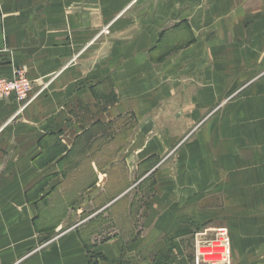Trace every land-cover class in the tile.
I'll list each match as a JSON object with an SVG mask.
<instances>
[{
    "label": "crops",
    "instance_id": "crops-1",
    "mask_svg": "<svg viewBox=\"0 0 264 264\" xmlns=\"http://www.w3.org/2000/svg\"><path fill=\"white\" fill-rule=\"evenodd\" d=\"M18 69L0 264H192L206 224L264 264V0H0V78ZM141 195L139 233L97 235Z\"/></svg>",
    "mask_w": 264,
    "mask_h": 264
},
{
    "label": "built area",
    "instance_id": "built-area-1",
    "mask_svg": "<svg viewBox=\"0 0 264 264\" xmlns=\"http://www.w3.org/2000/svg\"><path fill=\"white\" fill-rule=\"evenodd\" d=\"M31 82L25 71L18 69L12 78H0V99L15 97L26 102ZM192 264H232L231 240L225 227L201 228L193 235Z\"/></svg>",
    "mask_w": 264,
    "mask_h": 264
},
{
    "label": "rangeland",
    "instance_id": "rangeland-1",
    "mask_svg": "<svg viewBox=\"0 0 264 264\" xmlns=\"http://www.w3.org/2000/svg\"><path fill=\"white\" fill-rule=\"evenodd\" d=\"M108 139H110L109 141H107ZM114 140L111 139L110 134H108L106 136V144L105 147H109L108 145L111 144L110 142ZM109 143V144H108ZM96 146V144H94ZM92 145V146H94ZM90 146V157L91 159L97 158V154L99 155V151H96V147H92ZM105 148V149H106ZM109 149V148H108ZM107 151V158L110 156H113V151ZM112 186L115 187L119 184L116 183L113 179L111 182ZM147 184V183H146ZM141 186L145 191L147 190L148 186L147 185ZM143 199L144 196L141 195L140 198L138 197L137 200H135L134 203V208L132 209V211H128L127 210V203L125 202L124 204H122L121 206L115 208V211H111L110 213H107L104 216H100L97 215L93 221L95 222L96 225L95 228L97 227L99 229V231L97 232V235L100 236V238L103 237H111L112 235H116V234H121L125 239L126 238H132L136 235V233H139L140 231V227H141V217H139V211H140V207L142 206L141 204H143ZM123 211V212H122ZM82 219V217L80 218V220ZM213 228L212 226L206 224L200 227L201 228ZM199 228L195 231H193L191 233V241L189 240L187 244H190V247L192 249L193 252V237L192 235L200 230ZM96 235V237H97ZM193 257H194V252H193ZM193 262V261H192Z\"/></svg>",
    "mask_w": 264,
    "mask_h": 264
},
{
    "label": "trees",
    "instance_id": "trees-1",
    "mask_svg": "<svg viewBox=\"0 0 264 264\" xmlns=\"http://www.w3.org/2000/svg\"><path fill=\"white\" fill-rule=\"evenodd\" d=\"M121 264H123V263H121Z\"/></svg>",
    "mask_w": 264,
    "mask_h": 264
}]
</instances>
